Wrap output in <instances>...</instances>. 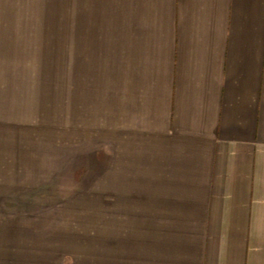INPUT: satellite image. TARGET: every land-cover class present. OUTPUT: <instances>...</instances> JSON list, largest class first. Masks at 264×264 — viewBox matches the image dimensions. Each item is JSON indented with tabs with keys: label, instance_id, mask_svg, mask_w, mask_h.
I'll return each mask as SVG.
<instances>
[{
	"label": "crops",
	"instance_id": "1",
	"mask_svg": "<svg viewBox=\"0 0 264 264\" xmlns=\"http://www.w3.org/2000/svg\"><path fill=\"white\" fill-rule=\"evenodd\" d=\"M108 5L125 20L103 37L124 68L119 193L133 218L102 264H264V0Z\"/></svg>",
	"mask_w": 264,
	"mask_h": 264
},
{
	"label": "rangeland",
	"instance_id": "2",
	"mask_svg": "<svg viewBox=\"0 0 264 264\" xmlns=\"http://www.w3.org/2000/svg\"><path fill=\"white\" fill-rule=\"evenodd\" d=\"M110 13L108 0H0V264H102L133 218L124 68L103 37L125 20Z\"/></svg>",
	"mask_w": 264,
	"mask_h": 264
}]
</instances>
